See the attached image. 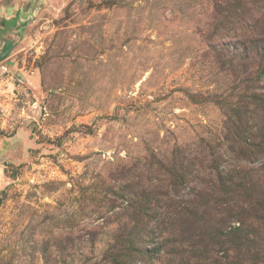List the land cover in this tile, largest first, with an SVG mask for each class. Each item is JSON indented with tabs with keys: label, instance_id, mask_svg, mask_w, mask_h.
Listing matches in <instances>:
<instances>
[{
	"label": "rangeland",
	"instance_id": "obj_1",
	"mask_svg": "<svg viewBox=\"0 0 264 264\" xmlns=\"http://www.w3.org/2000/svg\"><path fill=\"white\" fill-rule=\"evenodd\" d=\"M0 264H264V0H0Z\"/></svg>",
	"mask_w": 264,
	"mask_h": 264
}]
</instances>
